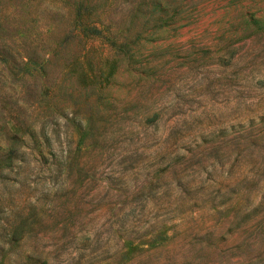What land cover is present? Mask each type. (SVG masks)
<instances>
[{
    "label": "rangeland",
    "instance_id": "obj_1",
    "mask_svg": "<svg viewBox=\"0 0 264 264\" xmlns=\"http://www.w3.org/2000/svg\"><path fill=\"white\" fill-rule=\"evenodd\" d=\"M0 264H264V0H0Z\"/></svg>",
    "mask_w": 264,
    "mask_h": 264
}]
</instances>
